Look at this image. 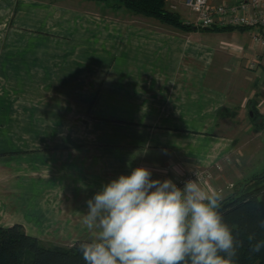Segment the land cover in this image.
<instances>
[{"label":"crops","instance_id":"1","mask_svg":"<svg viewBox=\"0 0 264 264\" xmlns=\"http://www.w3.org/2000/svg\"><path fill=\"white\" fill-rule=\"evenodd\" d=\"M166 5L185 11L183 0ZM110 10L101 0H0V226L20 223L44 246L95 240L86 202L136 167L160 180L208 168L215 191L228 170L241 177L233 136L219 129L246 89L221 70L229 53L253 61L264 48L238 29L214 42L217 32Z\"/></svg>","mask_w":264,"mask_h":264},{"label":"clouds","instance_id":"2","mask_svg":"<svg viewBox=\"0 0 264 264\" xmlns=\"http://www.w3.org/2000/svg\"><path fill=\"white\" fill-rule=\"evenodd\" d=\"M221 199L218 191H206L194 180L178 187L136 167L86 202L82 222L99 232L79 245L82 258L85 264H236L242 241L224 222ZM247 239L251 252L264 248V241L252 243L254 234Z\"/></svg>","mask_w":264,"mask_h":264},{"label":"trees","instance_id":"3","mask_svg":"<svg viewBox=\"0 0 264 264\" xmlns=\"http://www.w3.org/2000/svg\"><path fill=\"white\" fill-rule=\"evenodd\" d=\"M101 1L109 2L113 8L124 7L133 14L152 16L184 31L211 29L184 21L177 11L166 9V0ZM211 27L217 30H247L246 27L229 25ZM248 114L253 118L256 109L251 106ZM219 212L236 240L242 241L237 249L236 264H264V248L259 253L251 252V244L247 239L250 234H254L252 243L264 241V228L260 227V221L264 220V163L257 175L251 176L221 199ZM81 243L85 242L76 241L66 247L44 246L36 237L27 234L20 223L0 226V264H85L79 249Z\"/></svg>","mask_w":264,"mask_h":264},{"label":"rangeland","instance_id":"4","mask_svg":"<svg viewBox=\"0 0 264 264\" xmlns=\"http://www.w3.org/2000/svg\"><path fill=\"white\" fill-rule=\"evenodd\" d=\"M119 8L111 7V12L120 15ZM184 12L179 13L177 5H166L167 10L177 11L184 21L195 24L193 18H191L190 11L183 5ZM116 10V13H115ZM189 11V12H188ZM189 14V16H188ZM133 21L141 22L145 24L157 25L160 28L177 31V32H189L184 31L178 27H175L166 22H162L152 16H146L141 14H134ZM196 25V24H195ZM207 31L217 32L208 33V41H220L221 38L226 40L228 30H217L214 27H209ZM201 30V29H200ZM240 36L248 38L250 36L249 31H240ZM218 32H224L223 34ZM251 38V36H250ZM225 42V41H224ZM226 44V43H223ZM260 62H254L247 58L239 59L229 53L224 64L228 68H222V80L228 81L239 86H244L246 89L244 104L241 107L240 104L226 107L221 118V127L219 130L232 134L234 139V156L237 157L236 164L239 165L241 171V177L235 178L231 175L230 171H227V177H218L215 179L217 182L216 191H218L222 198L230 194L241 186L242 183L247 181L251 176L257 175L263 168L264 163V61L262 56H258ZM217 62L215 63V65ZM228 83V82H227ZM253 100V102H249ZM253 103V104H252ZM251 106L256 109V114L252 118L249 116V108ZM261 115H260V114ZM233 156V157H234ZM234 157V158H235ZM224 179H227L224 181Z\"/></svg>","mask_w":264,"mask_h":264},{"label":"built area","instance_id":"5","mask_svg":"<svg viewBox=\"0 0 264 264\" xmlns=\"http://www.w3.org/2000/svg\"><path fill=\"white\" fill-rule=\"evenodd\" d=\"M184 6L195 16L194 22L202 27L240 26L246 27L251 38L264 48V0H183ZM264 61V51L260 54ZM260 62L258 57L252 61ZM208 168H192L173 179L178 187L188 180H194L211 191Z\"/></svg>","mask_w":264,"mask_h":264}]
</instances>
